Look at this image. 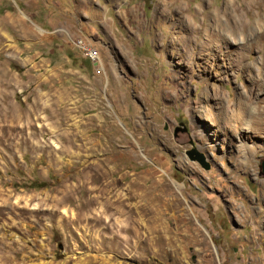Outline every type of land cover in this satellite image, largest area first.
<instances>
[{
  "label": "rangeland",
  "instance_id": "1",
  "mask_svg": "<svg viewBox=\"0 0 264 264\" xmlns=\"http://www.w3.org/2000/svg\"><path fill=\"white\" fill-rule=\"evenodd\" d=\"M0 264H264V0H0Z\"/></svg>",
  "mask_w": 264,
  "mask_h": 264
},
{
  "label": "built area",
  "instance_id": "2",
  "mask_svg": "<svg viewBox=\"0 0 264 264\" xmlns=\"http://www.w3.org/2000/svg\"><path fill=\"white\" fill-rule=\"evenodd\" d=\"M85 50L87 51L88 56H90L91 58L94 57L95 51H90V49H88V48H85Z\"/></svg>",
  "mask_w": 264,
  "mask_h": 264
},
{
  "label": "water",
  "instance_id": "3",
  "mask_svg": "<svg viewBox=\"0 0 264 264\" xmlns=\"http://www.w3.org/2000/svg\"><path fill=\"white\" fill-rule=\"evenodd\" d=\"M200 163H204L203 161V157L199 154H196V157H195Z\"/></svg>",
  "mask_w": 264,
  "mask_h": 264
},
{
  "label": "bare ground",
  "instance_id": "4",
  "mask_svg": "<svg viewBox=\"0 0 264 264\" xmlns=\"http://www.w3.org/2000/svg\"><path fill=\"white\" fill-rule=\"evenodd\" d=\"M248 3H249V2H248ZM227 7H229V4H227V1H226V6H225V8H227ZM217 13H218V12H217ZM218 14H219V13H218ZM216 15H217V14H216ZM216 15H214V16H216ZM219 16H220V15H219ZM219 16H218V17H219ZM214 18L216 19V17H214ZM217 20H218V19H217ZM219 23H220V22H219ZM244 25H245V24H244ZM209 38H210V37H209ZM90 51H93V50L90 49ZM94 56H96V55H94ZM262 211H263V210H262ZM262 211H261V212H262Z\"/></svg>",
  "mask_w": 264,
  "mask_h": 264
}]
</instances>
